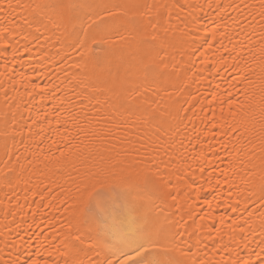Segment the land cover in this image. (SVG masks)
I'll return each mask as SVG.
<instances>
[{"label": "bare ground", "instance_id": "1", "mask_svg": "<svg viewBox=\"0 0 264 264\" xmlns=\"http://www.w3.org/2000/svg\"><path fill=\"white\" fill-rule=\"evenodd\" d=\"M35 2L0 0V130L10 137L6 146L0 138V176L7 171V152L12 156L7 174L13 177L0 179V260L30 264L39 258L41 264L45 259L55 264L52 233L59 228L60 193L78 180L80 168L68 166L61 152L82 150L85 134L92 132L127 140L117 145L123 151L143 129L133 125L136 117L117 128L114 101L94 82L92 66L63 47L51 25L31 22L28 5ZM156 2L171 13L169 37L182 41L165 56L168 67L148 94L175 119L166 136L163 130L159 137L146 135L161 149L173 145L157 159L174 158L169 170L177 167L183 174L179 211L165 207L161 222L167 217L176 224L204 264H261L264 207L258 191L249 196L264 175V0ZM244 79L252 82L246 95ZM220 97L238 100L239 106L229 109ZM233 127H239V135L229 131ZM241 146L243 167L233 152Z\"/></svg>", "mask_w": 264, "mask_h": 264}, {"label": "snow or ice", "instance_id": "2", "mask_svg": "<svg viewBox=\"0 0 264 264\" xmlns=\"http://www.w3.org/2000/svg\"><path fill=\"white\" fill-rule=\"evenodd\" d=\"M28 7L32 9L33 24L45 28L51 25L60 34L58 42L92 66L94 82L104 85L102 91L110 93L108 99L114 101L112 109L119 117L117 128L136 117L133 125L138 122L143 129L136 143H129L123 151L117 145L127 140H110L106 132L89 135L81 129V134L88 137L83 149L73 151L69 147L67 153L61 152L68 166L75 168L79 163L80 168L75 169L78 180L60 193L63 199L58 201L57 212L61 218L59 228L54 227L52 233L58 257L55 264H204L192 252L187 239H182L185 233L176 224L167 217L161 222L165 207L179 211L177 198L183 174L177 167L169 170L170 165L177 163L174 158L167 162L157 159L161 151L168 155L173 145L161 149L158 140L154 143L146 135L152 132L159 137L163 130L166 136L175 119L170 108L148 96L151 86L168 67L165 56L182 43L169 37L168 6L156 0H36ZM261 17L264 19V12ZM240 83L243 94H248L252 82L244 79ZM261 90L264 92V88ZM216 99L213 96L212 100ZM219 99L227 102L229 109L234 104L239 106V101L231 97L227 101ZM229 131L239 135V127ZM0 138L6 146L9 133L0 130ZM233 152L243 167L245 147ZM5 155L7 171L0 179L11 182L13 177L7 173L12 171V156L7 152ZM257 191L264 207V175L258 188L253 186L250 200ZM0 264L18 262L8 259L0 260ZM30 264L41 261L35 258ZM44 264L53 262L45 259Z\"/></svg>", "mask_w": 264, "mask_h": 264}]
</instances>
